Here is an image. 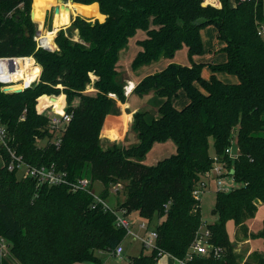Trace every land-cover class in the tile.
<instances>
[{
  "label": "trees",
  "instance_id": "obj_1",
  "mask_svg": "<svg viewBox=\"0 0 264 264\" xmlns=\"http://www.w3.org/2000/svg\"><path fill=\"white\" fill-rule=\"evenodd\" d=\"M71 1L97 3L105 18L99 22L74 17L70 29L78 31L79 40L60 29L54 38L56 50L51 51L38 48L33 40L37 28L30 17L31 0H0V58L32 56L40 68L38 81L19 93H6L0 84V123L6 128L7 147L27 164L53 166L71 182H99L104 200L112 185L123 183L124 199L115 210L100 204L92 208L94 199L86 191L20 177L8 170L10 156L1 145L0 237L9 242V259L17 264H102L98 254L110 252L127 235L116 225L117 211H124L123 216L136 212L148 224L160 220L153 228L155 248L129 258V264H157L161 255L185 257L196 231L205 225L192 189L212 166L211 138L213 154L232 166L239 185L216 192L212 213L217 219L205 225L220 256L196 255L193 264H264V252H253L242 263L226 231V223L233 221L236 237L264 242V221L256 233L248 234L245 225L257 205L264 204V35H258L260 29L264 32V0H218L219 7L204 5V0ZM210 25L224 43L226 61L209 64L212 74L206 80L201 76L206 64L192 57L204 53L200 30ZM138 31L146 38L137 41L141 50L131 61L132 71L162 58L172 60L182 47L189 65L170 61L137 82L133 93L153 94L159 102L157 115L146 110L132 114L133 144L103 142L106 116L117 101L126 100L125 82L117 70L119 53ZM216 72L235 75L238 82L224 83ZM90 74L95 76V91L86 93ZM180 91L188 103L177 109L172 98ZM60 94L71 119L57 146L49 118L39 110L63 98L48 96ZM42 140L46 144L39 146ZM168 140L175 145L173 154L152 165L143 163L154 143ZM233 140L238 156L231 161L225 149ZM0 264L11 263L0 255Z\"/></svg>",
  "mask_w": 264,
  "mask_h": 264
},
{
  "label": "rangeland",
  "instance_id": "obj_2",
  "mask_svg": "<svg viewBox=\"0 0 264 264\" xmlns=\"http://www.w3.org/2000/svg\"><path fill=\"white\" fill-rule=\"evenodd\" d=\"M65 2L68 3L69 0L65 1ZM204 2H205V0H204ZM263 7H264V1H263ZM74 11H75V14L77 17H80L83 19H89L91 21L96 19L99 22H103V20L105 18L104 15H103L104 16L103 19H99L95 15L94 16H89L87 14L83 15L76 10H74ZM31 12H33V0H31V4H30V13ZM43 17H44V26L40 28L39 34L41 36H44L45 33L52 32L53 34H52L51 45H49L47 50H51V51L56 50V47H54L53 42H54V38H55L57 32L55 33V36H54L55 31L53 32V28L55 27V21L53 22V20H52V7L44 9L43 14H42V18ZM31 20H32V23L36 25V28H38L37 24L40 22V20L36 21V20H34V17ZM67 21H68V19H67ZM70 24H71V21L70 22L68 21L66 26L61 27L58 30L63 29L65 31H67L69 33L70 38L73 41H78L79 40L78 39V31L70 29ZM201 36H202V40H203L206 48L209 49V48H212L213 46L214 47L217 45L219 46V44L217 43L218 41L215 37V29L213 26L201 30ZM145 38H146L145 32L138 31L134 37L129 39L127 46L123 50H121L119 53V61L117 63V70L120 72V77L125 82L124 91H125V96L127 99V100H125L124 103H121V102L120 103L123 104L121 107L124 108L125 110H127L125 106H126V102L128 101L131 108L137 107V108H139V110H146L153 115H157L156 110H157V104L159 102L156 100V98L152 97L153 94H149V95L144 96V97H139V96L133 94V92L131 94H129L131 82L137 83L144 76H146L148 74H152V73L157 72V71H160L161 68L165 67V65L168 64L170 61L181 64V65H184V64L189 65V62L187 61V57H186V50L187 49H186V47H182L181 50H178L174 54V57H175V55H176V57L175 58L173 57L172 60H167V59L162 58V59H160L156 62H153L149 65L142 66V67L138 68L136 71H132L131 67H130L131 61L134 58V56L136 55L137 51L141 50V47L137 45V41L143 40ZM218 53H219V51L210 52L209 58L204 57L201 59L208 61L209 59L214 58L211 60L214 63L225 60V55L220 54V56H219ZM216 56H217V58H215ZM28 57H31L34 60V58L32 56H28ZM205 58H207V60ZM162 64L164 66L161 67L160 65H162ZM39 73H40V71H39ZM202 75H205V77H207L209 75V71L204 69L202 72ZM90 77H91V83L86 87V90H85L86 93H93L95 91L93 88V82L95 81V76L93 74H90ZM216 77L219 80L223 81L224 83H237L238 82V79L236 78V76L229 75L226 73H216ZM37 81H38V79L36 81H34L33 83H35ZM3 87H1V89H3L4 92L9 91V90H13V89H17V88H23V86L18 84V83L12 84V86H3ZM6 93H9V92H6ZM48 97H57V98L63 97V98H59L55 102H52L54 104V107H52L49 104L48 106L45 107V109H42L43 111L39 110L40 112L45 113L46 115L47 114L51 115L53 113L52 110L58 113L61 111V106H64L66 108L67 103H66L65 95L60 94L58 96L53 95V96H48ZM180 97L178 96L177 98H172V104L177 109L180 107L179 106L180 100H181ZM77 102H78V100L75 99L73 101V105H76ZM49 109H52V110H49ZM114 110H116V109H114ZM114 112L115 111H113V113H111V114L115 115L116 113H114ZM120 114L121 113L119 112V114H117V115H120ZM127 117H128L127 114H123L121 116V118L120 117L119 118H113V121L110 124L111 130L109 129V131H112L113 128L114 129L116 128L117 132L119 131V133L122 134L125 127H126V123L128 121ZM131 118H132V116H131ZM103 125H104V123H103ZM102 131H103V126L101 129V135H104V134H102ZM105 132H108L107 128H105ZM117 132H115L116 135L114 137L112 135H110V138L118 139L114 142H118L120 144L127 146V145L134 143L132 141L136 140L134 133L131 132L130 126L128 127V134H130V136L128 137L129 140L124 139L123 137H121L122 135L117 134ZM104 142H106V140ZM209 142H210V153L213 154V148H212L213 140L210 138ZM45 144H46V140H42V141L38 142L39 146H44ZM108 144L109 143H106V144L104 143L103 145H108ZM174 152H175V145L170 140H168L164 143H154L152 149L147 153L145 159L143 160V163L146 165H152L156 161H159L165 157H168L169 155L173 154ZM154 159H156V160H154ZM2 164H3V161H2V158L0 156V167L2 166ZM16 173L20 177L23 174L22 171H16ZM226 182L229 183V185H232L233 187H238V185H239L238 183L233 182L229 177L226 178ZM118 184H120V185H118ZM102 188H103V186L99 182L93 183V189L95 190V192H100L102 190ZM115 189H118V190H115ZM117 192H119V193H117ZM215 197H216V192L213 189V187H211L209 190L203 192L200 195L199 213L201 216V220L205 225L206 224L207 225L213 224L217 219L216 216L212 213V209H213V206L215 203ZM123 199H124L123 183H116V184L112 185L109 188V195H108L107 200H106V202L110 206V208L115 210L118 206V203L121 202ZM117 213L121 214L120 211L119 212L117 211ZM122 217H124L126 219V221L129 223V231L132 233L131 235L127 233V235L124 237V240L122 242L123 246H124V255H126L127 258L125 259L123 254H122L121 258H115V257L110 256L109 252L99 253L98 256L101 258L102 264H129V258H131L133 256H138L140 253H143V254H149L150 253V249L143 248L140 241L135 240L134 236L135 235L142 236V234L144 232V230L141 229V227H140V225L142 223L145 224V226L147 227L146 230H148V229L151 230L160 222V220L155 219L150 224H148L147 221L142 220L137 215L136 212H133L129 216H122ZM263 221H264V204L259 203L257 205V211H256V215H255V224L256 225H251L252 227L250 229V227L248 226V222H247L246 223L247 232L250 230L249 233L250 232L256 233L257 230H259V227L262 228ZM226 228H227V233L230 236V238L234 239V224H233V222L230 221ZM260 242H261V240H259L255 244H259ZM255 244L253 243V245H255ZM261 244L263 245L262 242H261ZM241 245L242 246H240L239 254H241V257H242L241 262L243 263L244 260L250 258V255L246 256V257L244 256L246 253V248H245L246 246L243 245L242 243H241ZM263 247H264V245H263ZM9 248H10L9 242L6 239L0 237V255L3 258L7 259L11 264H17V262L15 260L9 259V257H8ZM253 248H257V250H260V247H253ZM162 260H163V258H162Z\"/></svg>",
  "mask_w": 264,
  "mask_h": 264
},
{
  "label": "built area",
  "instance_id": "obj_3",
  "mask_svg": "<svg viewBox=\"0 0 264 264\" xmlns=\"http://www.w3.org/2000/svg\"><path fill=\"white\" fill-rule=\"evenodd\" d=\"M240 1H252V0H240ZM40 33V32H39ZM36 32L33 40L36 42L38 48L48 49L49 45L44 44L42 42V36ZM258 35H264L262 29L258 31ZM32 59L31 57H12V58H0V84L1 86H12V84H20L22 85L23 80H15L13 79V74L17 71L18 67H20V63H26V60ZM37 64L32 59V63L30 67H35ZM38 67V66H37ZM39 68V67H38ZM39 73L36 74L34 79L29 84L23 83V90L30 87L34 81L38 79ZM4 88V87H3ZM3 90V89H2ZM52 107H54L53 103H50ZM47 109V108H46ZM53 109V108H52ZM49 109V110H52ZM52 114L48 115L49 118V128L52 133H54V144L59 146L60 143V135L64 129V126L70 121L71 114L65 111V107L61 106L60 112H55L52 110ZM6 128L3 124L0 123V146L3 145L4 148L7 149L10 161L7 165L9 171H22V176L30 177L36 180L38 184H48L51 186L55 185H67L71 191H86L89 193L93 199L94 203L92 204V208L96 205H101L104 210H112L110 206L107 204L106 200L102 199L99 196V192H95L93 189V185L90 178H80L76 181H68L66 179V173L57 171L53 166H31L27 164L21 156L15 154V152L7 147L6 144ZM225 154L229 157L231 161H234L238 156V149L235 147V141H232V144L225 149ZM212 166L209 170L199 175V178L194 184L192 189V195L196 200L200 201V195L209 190L211 187L215 190V192L223 191L227 192L235 187L229 185L226 182V178H230L233 182V176L231 175L232 166L230 168L227 166V162L217 155L212 154ZM120 185V184H118ZM118 190V189H115ZM116 192V191H115ZM121 214H116V225L122 226L127 230L128 234H132L129 231V223L126 221L124 217H122L124 211H120ZM141 229L144 230V234L142 236H134L135 240H139L142 247L147 249L155 248V240L157 238L156 232L151 230H146L147 227L145 224L140 225ZM210 231L202 225L195 233L194 239L189 246V251L183 258H175L177 264H193L194 257L196 255H213L215 257L220 256L221 250L218 247L213 246L210 243ZM110 256L115 258H121L123 254V246L122 244H118L113 250L109 252ZM162 256V255H161Z\"/></svg>",
  "mask_w": 264,
  "mask_h": 264
},
{
  "label": "crops",
  "instance_id": "obj_4",
  "mask_svg": "<svg viewBox=\"0 0 264 264\" xmlns=\"http://www.w3.org/2000/svg\"><path fill=\"white\" fill-rule=\"evenodd\" d=\"M72 3V2H71ZM73 4H77V3H73ZM204 4L206 5V4H209V5H211V6H214V7H219L220 6V4H219V2H218V0H208V1H206L205 0V2H204ZM78 5H82V4H78ZM90 5H95V7H96V12H97V14L98 15H101L100 13H99V8H98V5H97V3H93V4H90ZM90 5H82V6H90ZM55 6V5H54ZM50 7H52L53 8V6H50ZM49 8V7H48ZM47 9V8H46ZM72 11V10H71ZM73 12V13H72ZM70 14H69V19H68V21L70 22L71 20H72V18H74L75 16H76V14H75V12L74 11H72ZM101 16H103V15H101ZM104 17V16H103ZM57 19V17L53 14V11H52V20H53V22L55 21ZM58 22H59V20H57ZM68 21H67V23H68ZM67 23H65V24H60V22H59V24L57 25V26H55L54 28H53V30L55 29V32H54V36H55V33L58 31V29L59 28H61V27H64V26H66L67 25ZM44 26V17L42 18V21H41V23L39 22L38 24H37V32L39 33V31H40V28L39 27H43ZM212 25H210V26H207V27H205V28H209V27H211ZM214 27V26H213ZM205 28H203V29H205ZM203 29H201V30H203ZM214 29H215V37H216V39H217V43L219 44V46L217 45V46H213L212 48H206V46L204 45V42H203V40H202V36H201V30H200V37H201V40H202V43H203V46H204V53L202 54V55H200V56H193L192 57V59L195 61V62H197V63H204V64H206V66H204L203 67V69H202V71H201V76H202V78H204V79H206V80H208L209 79V77H210V75L212 74L211 73V71H210V69H209V67H208V65L209 64H220V63H224L225 61H226V54L224 53V52H222L221 51V49L224 47V43L223 42H221L219 39H218V33H217V30H216V28L214 27ZM53 45H54V47H56L55 46V44H54V42H53ZM181 50V49H180ZM214 51H219V53H218V55L220 56V54H224L225 55V60H223V61H220V62H217V63H214V62H212L211 60L212 59H214V58H211V59H209L208 61H205V60H202L201 58H204V57H210V52H214ZM175 57H176V55H175ZM174 57V58H175ZM186 57H187V50H186ZM215 58H217V56L215 57ZM186 59V58H185ZM206 60H207V58H205ZM187 61H188V58H187ZM189 62V61H188ZM185 65V64H184ZM161 67L162 66H164L163 64L162 65H160ZM162 68H164V67H162ZM161 68V69H162ZM204 69H206V70H208L209 71V75L207 76V77H205V75H202V72H203V70ZM39 70H40V68H39ZM160 70V69H159ZM216 73H225V72H216ZM216 73H215V76H216ZM226 74H228V73H226ZM229 75H231V74H229ZM233 76H235V75H233ZM217 78V77H216ZM237 78V77H236ZM218 79V78H217ZM221 81V80H220ZM223 82V81H222ZM135 84H136V82H131V87H130V89H129V94H131L132 92H133V88H134V86H135ZM227 84H236V83H227ZM90 92V91H89ZM134 94V93H133ZM129 96V95H128ZM180 98H181V100H180V107L178 108V109H180L181 107H183V106H185L187 103H188V99L186 98V96H185V94L182 92V91H180L179 92V95H178ZM127 100V99H126ZM123 104H121L119 101H117V104H116V110H114L115 112L114 113H116L115 115H113V114H108L107 116H106V118H105V121H104V125H103V128H104V126H105V123H106V121H107V123H106V128L108 129V132H106V134H104V135H101V139H102V141L104 140H106V141H109V142H113V141H116V140H118V139H116V138H110V135H112L113 137L116 135L115 134V132H117V130H116V128L114 129H112V131H109V129H110V124H111V122L113 121V118H119V117H121L123 114H127V115H129L130 116V118H129V120L127 121V123H126V127H125V129H124V131H123V133L121 134V133H119V131L117 132V134H119V135H122L121 137H123L124 139H128V137L130 136V134H128V127H129V125H130V123H131V116H132V113H134L135 111H137V110H139V108H137V107H133V108H131V106H130V104H129V102L127 101L126 102V109L127 110H125L124 108H122L121 106H122ZM119 112L121 113L120 115H117V114H119ZM113 113V112H112ZM108 119V120H107ZM111 130V129H110ZM120 139V138H119ZM129 140V139H128ZM103 141V142H104ZM132 142H136V140L135 141H132ZM133 144V143H132ZM131 145V144H130ZM154 160H156V159H154ZM256 215V214H255ZM229 222L230 221H228L227 223H226V227H227V225L229 224ZM233 222V221H232ZM248 222V226L250 227V229H251V225H256L255 224V216L252 218V219H250V220H248L247 221ZM247 222H245V225H246V223ZM234 224V223H233ZM259 227V226H258ZM261 228L259 227V230H260ZM259 230H257V232L259 231ZM226 231H227V228H226ZM250 231V230H249ZM249 231H248V234H249ZM251 233V232H250ZM143 234H144V232H143ZM142 234V235H143ZM228 234V233H227ZM228 237H229V240L231 241V243H233L234 244V250L237 252V253H239V251H240V246H242L241 245V243L243 244V245H245L246 247V253H245V257L246 256H249L250 254H252L253 252H264V247H263V245H264V242H263V240L262 239H249V238H243V235H239V237H236V227H235V225H234V239H231L230 238V236L228 235ZM259 240H261V242L263 243V245L261 244V242L259 243V244H255V243H257ZM253 243L255 244V245H253ZM122 244V246H123V243H121ZM260 245V246H259ZM253 247H260V250H257V248H253ZM123 255H124V246H123ZM124 258L126 259L127 257H126V255H124ZM162 258H163V260H162ZM162 260V261H161ZM157 264H177L176 263V260H175V258L174 257H172V256H170V255H162L161 257H160V259L158 260V262H157Z\"/></svg>",
  "mask_w": 264,
  "mask_h": 264
},
{
  "label": "bare ground",
  "instance_id": "obj_5",
  "mask_svg": "<svg viewBox=\"0 0 264 264\" xmlns=\"http://www.w3.org/2000/svg\"><path fill=\"white\" fill-rule=\"evenodd\" d=\"M54 5H57L56 0H33V12L32 13H33L34 20L36 21L40 20L41 22L44 9L50 6H54ZM66 6H68L70 10L68 12L64 11V9L59 11L58 15H56L57 19L55 20V26H57L59 22L60 24L67 23V19H69V14L74 10L80 12L83 15L84 14H87L89 16L95 15L99 19H103V16L97 14L95 5L82 6V5L73 4L71 2H68L66 3ZM57 20H59V22ZM54 31L55 29L53 30V32ZM52 34H53L52 32L45 33V35L42 36L43 38L41 39L42 42L44 44L51 45ZM31 63H32V59H29V60L27 59L26 63L24 64L20 63V67H18L17 71L13 74V79L15 80L22 79L24 84L26 85L29 84L34 79L36 74L39 73L40 71L37 66L30 67Z\"/></svg>",
  "mask_w": 264,
  "mask_h": 264
},
{
  "label": "water",
  "instance_id": "obj_6",
  "mask_svg": "<svg viewBox=\"0 0 264 264\" xmlns=\"http://www.w3.org/2000/svg\"><path fill=\"white\" fill-rule=\"evenodd\" d=\"M69 2H72V1L69 0ZM56 3H57V5L53 6V8H52L53 14L55 16L58 15L59 11L62 10V9H64V11H66V12H68L70 10L69 7L66 6V2H64L63 0H56ZM30 16H31V19H33V13L32 12L30 13ZM21 91H23L22 88H17V89L9 90V91H6V92L19 93ZM231 174H232V172H231Z\"/></svg>",
  "mask_w": 264,
  "mask_h": 264
}]
</instances>
